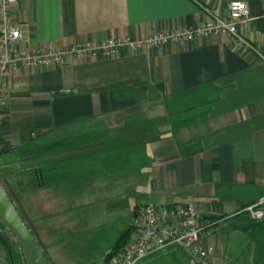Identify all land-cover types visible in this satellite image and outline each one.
Segmentation results:
<instances>
[{
	"label": "crops",
	"instance_id": "1",
	"mask_svg": "<svg viewBox=\"0 0 264 264\" xmlns=\"http://www.w3.org/2000/svg\"><path fill=\"white\" fill-rule=\"evenodd\" d=\"M230 1L18 0L11 8L20 31L14 46L53 50L143 39L199 25L207 19L204 7L225 13ZM239 1L250 15L240 32L264 56V0ZM0 91L6 101L0 148L30 140L67 144L37 160L44 167L41 184L27 191L31 223L52 264L49 250L75 232L79 257L104 261L123 230L133 225V235L146 203H192L212 221L201 242L213 248V264H264V221L242 211L264 195L258 54L237 50L225 34L121 46L115 56H67L56 66L19 62L0 73ZM104 159L124 164L105 168ZM136 264L195 262L170 245Z\"/></svg>",
	"mask_w": 264,
	"mask_h": 264
},
{
	"label": "built area",
	"instance_id": "2",
	"mask_svg": "<svg viewBox=\"0 0 264 264\" xmlns=\"http://www.w3.org/2000/svg\"><path fill=\"white\" fill-rule=\"evenodd\" d=\"M18 0H0V73L8 74L9 69L21 63L27 66H56L65 57L115 56L121 46L153 47L170 41H191L194 38L213 34H225L237 50H250L264 56L240 32V28L250 20L246 4L233 0L225 13L204 7L207 19L193 27L169 29L143 39L109 38L102 41L74 43L61 49L20 50L15 43L20 31L15 26L12 6ZM6 107L5 96L0 91V109ZM251 219L264 218V195L248 203L242 209ZM174 219V220H173ZM212 222L199 216L192 203L178 205H156L146 203L139 207L135 217V231L127 243L101 264H136L155 251L170 245L179 247L193 259L195 264H213V248L201 242L202 231Z\"/></svg>",
	"mask_w": 264,
	"mask_h": 264
},
{
	"label": "rangeland",
	"instance_id": "3",
	"mask_svg": "<svg viewBox=\"0 0 264 264\" xmlns=\"http://www.w3.org/2000/svg\"><path fill=\"white\" fill-rule=\"evenodd\" d=\"M2 151L3 149L0 148ZM0 151V179L5 180L8 184V189L16 199V204L19 207V210L24 218V220L29 224L32 228V231L36 236H38L36 227H33L31 223V218L29 217L30 212L28 213L27 206H28V196H27V187L19 186L18 180L21 178L23 181L24 178L17 173H14L12 171H15L17 169H24L27 167L36 166L40 163H38L37 160L32 161H14L16 159V154H9V153H2ZM18 171V170H17ZM100 204H103L105 206V203L102 202ZM62 210L58 211V208L54 210L56 214H60ZM42 212L41 208H38L36 211V216H39V213ZM0 234H2L8 241L9 245L14 248L15 250L17 247L19 248L17 242L15 241V238L10 234V232L7 230L5 224L2 222L0 218ZM56 235L55 238H58L60 234H54ZM77 234L76 232L73 233L70 237L67 236V238H64L63 241L58 240L56 245H53V247L49 250L50 256L53 258V262L55 264H88L87 262H93L95 264H101L103 261V256H95L94 258H82L79 257L77 251H75L76 243L74 240H76ZM65 240L66 243L64 242ZM71 243V248L68 249L67 242ZM16 244V245H15ZM14 250V251H15ZM0 264H24L23 258L20 257L14 252V257L12 259L9 258V255L5 248L0 244Z\"/></svg>",
	"mask_w": 264,
	"mask_h": 264
},
{
	"label": "trees",
	"instance_id": "4",
	"mask_svg": "<svg viewBox=\"0 0 264 264\" xmlns=\"http://www.w3.org/2000/svg\"><path fill=\"white\" fill-rule=\"evenodd\" d=\"M63 146H67V144L63 143V144H60V145L56 144V145H53V146H44L41 143H38L36 140H30L25 145L13 147L11 149L2 150V151L0 150V151H1V154L2 153H10V152H11V154H16V159H14V161L12 160V162H15V161H32V160H40L44 155L47 156L49 154H57L58 152L61 151L60 148H62V149L64 148ZM39 163L40 164H38L36 166L34 165L32 167H27V168H24V169H17L18 171L17 170L12 171L14 173L20 174L24 178L25 181H23L20 178L18 180L17 184L19 186L27 187L26 192L29 189L34 188V187H36V186L41 184V178H40L39 172L41 173L44 170V167H43V164L41 162H39ZM123 164L124 163H123L122 159H120V160H109V159L108 160H105V159L102 160V166H104L105 168H117V167L122 166ZM2 183H3V186L5 187L6 191L8 192L11 200L13 201V203L16 204V199L14 198L12 193L9 191L7 182L5 180H2ZM16 206H17V208L19 210V207H18L17 204H16ZM19 212H20V210H19ZM20 214H21V212H20ZM21 216H22V214H21ZM255 221H257V220H255ZM262 221H264V218L261 220V222ZM27 225L29 226L33 236L37 240V236L32 231L31 226L29 224H27ZM133 228H134V226L131 225L129 228H127V229H125V230H123L121 232V234H120V236L118 238V241H117V243L115 245V249L111 250L107 254V257L104 259V261L108 260L113 254H115L118 250H120V248H122L127 243V241L129 240L128 238H129ZM37 243L39 244L38 240H37ZM0 244L7 251L10 259H12L14 257V252L15 251H16V253L18 255H20V257H22L20 248L17 247L16 250L14 248H12L9 245L7 239L2 234H0ZM46 258H47L49 264H52V262L49 260V258L47 256H46Z\"/></svg>",
	"mask_w": 264,
	"mask_h": 264
},
{
	"label": "water",
	"instance_id": "5",
	"mask_svg": "<svg viewBox=\"0 0 264 264\" xmlns=\"http://www.w3.org/2000/svg\"><path fill=\"white\" fill-rule=\"evenodd\" d=\"M0 218L15 238L24 264H49L45 253L37 243L17 206L11 200L0 179Z\"/></svg>",
	"mask_w": 264,
	"mask_h": 264
}]
</instances>
